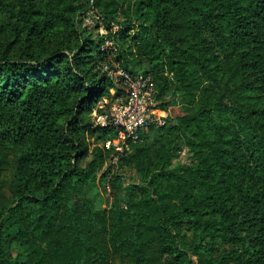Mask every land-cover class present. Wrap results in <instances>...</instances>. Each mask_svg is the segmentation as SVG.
<instances>
[{"label":"trees","instance_id":"obj_1","mask_svg":"<svg viewBox=\"0 0 264 264\" xmlns=\"http://www.w3.org/2000/svg\"><path fill=\"white\" fill-rule=\"evenodd\" d=\"M105 40L179 113L121 155L142 180L115 175L100 210ZM0 264H264V0H0Z\"/></svg>","mask_w":264,"mask_h":264},{"label":"built area","instance_id":"obj_2","mask_svg":"<svg viewBox=\"0 0 264 264\" xmlns=\"http://www.w3.org/2000/svg\"><path fill=\"white\" fill-rule=\"evenodd\" d=\"M102 50L116 52L111 40H105ZM112 83L118 88L109 90V96L102 98L92 111L95 126L113 128L116 136L107 140L104 146L112 148L117 155L129 150L131 144L140 141L150 129L165 124L168 112L159 109L156 91L150 75H132L121 67L111 69L103 65Z\"/></svg>","mask_w":264,"mask_h":264},{"label":"rangeland","instance_id":"obj_3","mask_svg":"<svg viewBox=\"0 0 264 264\" xmlns=\"http://www.w3.org/2000/svg\"><path fill=\"white\" fill-rule=\"evenodd\" d=\"M82 27L86 28V30L88 32H91L92 36L95 40H98V37H100V36H107L106 26L104 25V23H102V19H101L100 15L95 10H91L87 13L85 18L83 19ZM118 28H119V26L113 25L110 28L109 32L114 33L118 30ZM119 47H120L121 51H123V55H124L123 58H125L126 61H129L128 67L130 69H132L134 71L143 72L144 69L146 67H148L147 63H142L140 66L136 67V65L134 63V57L129 54L128 44L125 45L122 43H120L119 46L116 47V49H117L116 52H110L107 50L105 51L106 52V58H105L106 60L104 62H102L101 65H108L111 69H114L115 67H121L119 65V63L116 61V57L118 55V50H119L118 48ZM132 51H133V49H132ZM130 61H133V62H130ZM107 78H108V76H107ZM151 78H152V76H151ZM108 79L110 80V82H112V80L110 78H108ZM152 80H153V78H152ZM103 98H105V97H103ZM178 108H179L178 105L169 107L166 110L168 112V118H167L165 124L160 126V127H156V128L149 130L150 132L148 131L149 132V135L147 138L148 144H153L155 139L161 138L162 133H159L158 129L167 125L168 120L173 119L179 113ZM88 141L90 144L89 151H91L95 145L107 150V148L104 146L103 143H101V141L95 142L93 139H90ZM131 148L132 147L130 146L129 150L124 152L121 155L124 156V155L131 153L132 152ZM111 149L112 148H110V150ZM115 153L114 152L110 153L111 159L107 160V162H105L104 166L101 169V173L105 172L108 168L110 170L109 174L106 177V181L103 184H99L94 189V191L91 193V196H92L94 203H95V207L97 209H100V210H107L109 208V205L112 201V197L117 192L116 188L112 186V182H111L115 175H117L118 178L120 179V183H121L122 187H126L129 184H138L142 180L140 175H138V173L135 170L125 166L123 163H120L119 158L121 157V155H117ZM187 157H188V154L186 152V149H184L181 152L179 159L176 161V163L185 164L187 162ZM101 173H99L97 175V184H98L99 176ZM5 196H6L7 201H10L9 194L7 192L5 193Z\"/></svg>","mask_w":264,"mask_h":264}]
</instances>
